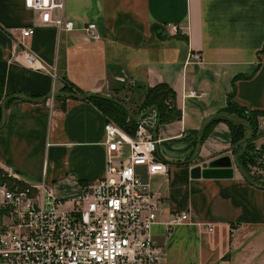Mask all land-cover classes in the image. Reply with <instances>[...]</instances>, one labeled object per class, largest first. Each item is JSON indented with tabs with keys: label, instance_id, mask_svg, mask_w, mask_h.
Wrapping results in <instances>:
<instances>
[{
	"label": "crops",
	"instance_id": "crops-1",
	"mask_svg": "<svg viewBox=\"0 0 264 264\" xmlns=\"http://www.w3.org/2000/svg\"><path fill=\"white\" fill-rule=\"evenodd\" d=\"M71 31L42 26L24 0H0V123L6 98L35 99L64 93L101 94L140 106L145 90L168 84L177 95L180 121L157 131L158 155L168 174L142 179L168 212H189L188 223L153 226L158 264H264V190L234 170L232 179H193L194 167L230 155L229 123L205 132L204 122L222 112L233 94L248 112H264V0H64ZM95 24L99 38L85 29ZM177 27V31L172 29ZM34 27L22 39L20 28ZM28 51L38 69L20 63ZM200 57V59H199ZM127 78L133 88L119 79ZM199 94L193 96L192 93ZM202 94V95H200ZM0 130V169L27 184L44 183L64 201L105 176L108 117L92 101L10 99ZM261 132V130H260ZM264 146V134L254 144Z\"/></svg>",
	"mask_w": 264,
	"mask_h": 264
},
{
	"label": "built area",
	"instance_id": "built-area-1",
	"mask_svg": "<svg viewBox=\"0 0 264 264\" xmlns=\"http://www.w3.org/2000/svg\"><path fill=\"white\" fill-rule=\"evenodd\" d=\"M24 2L38 13L40 25L73 30V23L62 15L64 0ZM85 29L99 38L95 24ZM172 29L177 31L176 26ZM18 31L22 39L35 33L34 27ZM20 55L22 65L38 69L33 54ZM119 81L134 87L126 77ZM158 121V112L153 111L136 122L134 134L108 121L105 176L87 184L74 200L59 199L44 183L27 184L9 172L17 183L0 184V264H158L160 246L153 226L165 223L170 229L190 221L189 212H168L163 199L138 173V168H145L149 178L168 174L158 155ZM258 124L264 128V116Z\"/></svg>",
	"mask_w": 264,
	"mask_h": 264
},
{
	"label": "trees",
	"instance_id": "trees-1",
	"mask_svg": "<svg viewBox=\"0 0 264 264\" xmlns=\"http://www.w3.org/2000/svg\"><path fill=\"white\" fill-rule=\"evenodd\" d=\"M63 92L77 93V94L81 93L80 90L77 89L71 83L64 84ZM233 99H234L233 94H231L228 98V106L222 112L228 113L236 118L246 121L254 132L253 138L249 142L245 154L240 158V164L244 169L248 171L250 176L256 182L264 185V179L262 178V176L255 175L251 171V166L255 164L254 157L252 156L251 151L254 148L255 140H257L259 137L260 130L258 128L259 127L258 120L259 117L264 116V112H254V111L248 112L245 109L238 106ZM88 101H92L95 105H97L98 108H100L104 112V114L108 117V121L109 120L114 121L119 127H121L122 129H124L125 131L131 134L135 133L137 128V123L129 116L128 112L123 107L113 102L102 99H91ZM151 108L157 109L161 121V125L175 121H180L182 118V112L177 105L176 92L166 83H160L154 87L146 88L143 101L139 106V110H137V112L134 111L132 112L134 113L135 116H140L141 114L146 113ZM216 121H225L229 123L232 131L233 142L234 144H236L235 155H238L239 152L241 151V143L245 140L247 136L246 129L240 124L225 118H218L214 122ZM15 183L17 182L9 178L8 175L6 174L0 176V184H8L9 186H13ZM0 220H1V215H0Z\"/></svg>",
	"mask_w": 264,
	"mask_h": 264
},
{
	"label": "water",
	"instance_id": "water-1",
	"mask_svg": "<svg viewBox=\"0 0 264 264\" xmlns=\"http://www.w3.org/2000/svg\"><path fill=\"white\" fill-rule=\"evenodd\" d=\"M56 98H61V99H74V100H82V101H88L91 99H102L106 101L113 102L115 104H118L119 106L123 107L129 114V116L136 122L142 120L145 118L147 115L152 113L153 111L157 112L156 108H151L148 110L146 113L140 115V116H135L132 110L124 104L122 101L118 100L117 98L111 97V96H105L101 94H95V93H89V94H77V93H53L46 98L42 99H35L28 97L26 95L18 94L14 95L11 97L6 98V100L2 104V120L0 123V130L3 128V126L6 123V117H7V107L6 104L10 99H23L26 101L34 102V103H41L45 102L49 99H56ZM218 118H225L231 121H234L241 126H243L246 131H247V136L245 140L241 143V151L239 152L238 155H236L234 158H232L230 155H225L220 158L214 159L204 166L200 167H194L192 169L191 175L193 179H232L234 177V170H238V172L241 174V176L252 186H254L257 189L264 190V185L256 182L248 173L246 169H244L241 164H240V158L245 154L249 142L252 140L254 132L250 128L249 124L246 121H243L239 118H236L228 113L225 112H220L218 114H215L211 117H209L203 124L198 140H197V148L194 156L190 160V163L194 162L198 156L201 153L202 150V144H203V139H204V134L206 129ZM161 125V121L159 118L158 121V127ZM157 127V128H158Z\"/></svg>",
	"mask_w": 264,
	"mask_h": 264
},
{
	"label": "rangeland",
	"instance_id": "rangeland-1",
	"mask_svg": "<svg viewBox=\"0 0 264 264\" xmlns=\"http://www.w3.org/2000/svg\"><path fill=\"white\" fill-rule=\"evenodd\" d=\"M130 109L134 112H137V110H139V106L135 107V108H130ZM109 121H112V120H109ZM112 122H114V121H112ZM259 130H261V132L259 131V136L264 134V128L259 129ZM251 152H252V156L254 157V162H255V164L251 166V171L255 175L262 176V178L264 179V146H260V145L255 143L254 148L252 149ZM4 174L8 175V177H9V172L4 171V170H0V176H3ZM69 207H70V204L66 203L65 208L68 209Z\"/></svg>",
	"mask_w": 264,
	"mask_h": 264
}]
</instances>
